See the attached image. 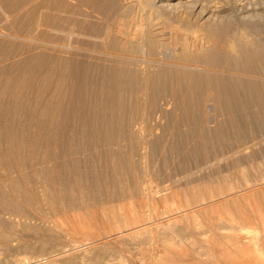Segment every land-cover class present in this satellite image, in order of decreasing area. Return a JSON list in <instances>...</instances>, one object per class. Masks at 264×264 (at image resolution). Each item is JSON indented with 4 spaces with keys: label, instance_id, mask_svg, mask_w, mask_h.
Segmentation results:
<instances>
[{
    "label": "bare ground",
    "instance_id": "6f19581e",
    "mask_svg": "<svg viewBox=\"0 0 264 264\" xmlns=\"http://www.w3.org/2000/svg\"><path fill=\"white\" fill-rule=\"evenodd\" d=\"M211 1L5 0L32 42L0 71V264L215 262L207 149L215 111L264 119V10Z\"/></svg>",
    "mask_w": 264,
    "mask_h": 264
},
{
    "label": "rangeland",
    "instance_id": "374dc122",
    "mask_svg": "<svg viewBox=\"0 0 264 264\" xmlns=\"http://www.w3.org/2000/svg\"><path fill=\"white\" fill-rule=\"evenodd\" d=\"M230 1L229 0H224V1L223 0L222 1L212 0L211 3L212 4L215 3V6H217L218 8L223 7L224 9L225 8L227 9V7L229 6V3L227 2H230ZM241 1L242 3L245 2L246 5H249L251 9L253 8L255 10H261V9L264 10L263 8L264 0H240L239 4ZM236 2H238V0H236ZM6 7L7 5L5 3V0H0V25H1L0 26V56L2 57V58L0 57V71L5 69V66L10 65L14 59H17V57L20 58V56H24L26 53L27 45L32 42L30 39H27V38L20 39L19 37H16L13 34H10L13 32L16 26L12 22V19L4 20L5 13L10 12L11 14H13V10L8 12L6 10ZM226 12L224 11V13ZM237 28L241 29L242 26L238 25L236 26V29ZM1 50H3L4 52ZM9 53H10L9 55L10 57L8 56ZM215 112L217 114V115L215 114V119L217 120H215V132L212 133L214 134L213 139L215 143L214 142L210 143L209 149H207L209 155L211 151L212 152L214 151L213 153H211L210 156L215 155V166L213 167L215 170L213 168H205L208 171V173H212V174H209L208 177L212 176V177H209V179H211V181L213 182V186H215V206L212 208H209L207 211L202 212V214L213 213L215 215V218L212 219L213 222L215 223V235L213 234L211 230H207L206 233L211 238L215 237V254L217 255L219 254V256L222 255L221 256L222 258L221 260H217L219 256L218 258L216 256L215 262L206 261L205 259H202L203 263L200 262V264H250V263L251 264H264V230L261 228V224H260V218L264 217V193L258 192L259 194H256V195L255 193H253L254 191H256V189L261 191V187H264V183H263L264 181L262 180L264 179V125L262 126V124L264 123V119L261 116H259L260 118L258 119V115L256 113L252 115L250 114L249 116L245 115L243 116V119L246 118L247 120L245 119L244 121H241V123H244L246 121L245 122L246 124L244 123L245 125L244 126L243 124L239 122V119L242 120V118L241 117L239 118L238 116L237 124L238 122L239 124L238 126H236L234 125L236 124V120H234L235 121L234 123V121L231 118L233 117V119L234 118L236 119L237 116L229 114L230 112H228L227 114V112L221 111V110L215 111ZM219 123L223 125L221 129L219 127L221 124L219 125ZM242 125L245 128H242ZM234 126L237 128L241 127V129L243 130L242 131L241 129L237 130V128H235ZM219 129L221 131H219ZM173 134L174 133L171 132V130L167 132V136H168L167 138H168L169 143L173 142L172 144H175V142L178 143L183 140L182 137L176 134L174 135ZM192 134L197 135V133H192ZM169 135H170V139L173 137L172 140L169 139ZM195 135H192V137H194ZM182 152L184 153V151ZM182 152H178V155L176 152H173V153L169 152L170 155L165 156L163 158L164 161H159V164L157 163L156 164L157 166L155 165L156 167H154V174H153V179H154L153 184L154 185L159 184L163 186L164 183H167V182H164L166 174L169 172L171 173V175H175L177 172L181 171L180 170L181 167H182V170H195L197 166L201 165L200 162L205 158V154L203 155L200 151L198 152L190 151L188 153L186 152L187 154L185 153V157ZM200 153L202 155H200ZM172 155L176 156V157L174 156L176 160L173 159ZM200 156H204V158L201 157L200 159ZM178 160L181 161V166H177V162H174L176 163L175 165L174 163H172L173 161H178ZM178 167L180 168L179 170H177ZM189 167L191 169H189ZM192 167H194V169H192ZM165 168L168 170V172ZM172 169L174 172L172 171ZM210 169L212 170L210 171ZM156 170H157V173H156ZM204 170L203 172L206 171ZM207 171L205 172L206 174H207ZM203 172L202 174L206 175ZM213 174H214V177H213ZM121 176L122 175H120V177ZM126 176L127 174L124 173L122 177H126ZM261 177H262L261 179L262 181L260 180ZM174 183H176V186H175L176 188H179V189L181 188L180 190H182V188L183 189L185 188V187H179L180 185L184 186V184H181V183L179 184L178 181H175ZM177 183L179 185L178 187H177ZM230 184H232V187L234 188V189L232 188L231 191H235V189L237 190V188H235L236 185H237L236 187H241L240 185H243L242 188L245 187L246 191L244 190V192H240L237 194H228L226 193L225 190L231 187ZM171 185H172V188L175 189L174 187L175 184H173V182ZM220 188H223V190L224 189L225 190L224 191L222 189L221 191L218 190ZM179 191H177L176 189L174 192H179ZM180 193H183V190L182 192L180 191ZM183 194L185 195L188 194L187 197L189 198V195H190L189 193L186 194L184 192ZM185 197L186 196H184V199ZM181 200H183V196L181 197ZM161 204L163 203L160 202V206ZM147 207L145 206L142 208L149 209V207L148 208ZM239 226H245V228L239 229ZM236 235L240 236L239 240L242 241V244L246 243V245H242V248L243 246H245L244 250L243 249L241 250V246L239 249V246L237 245L228 244V243L225 244L226 242H229V240L234 238Z\"/></svg>",
    "mask_w": 264,
    "mask_h": 264
},
{
    "label": "crops",
    "instance_id": "0c3cea01",
    "mask_svg": "<svg viewBox=\"0 0 264 264\" xmlns=\"http://www.w3.org/2000/svg\"><path fill=\"white\" fill-rule=\"evenodd\" d=\"M261 228L264 230V217L260 218Z\"/></svg>",
    "mask_w": 264,
    "mask_h": 264
}]
</instances>
